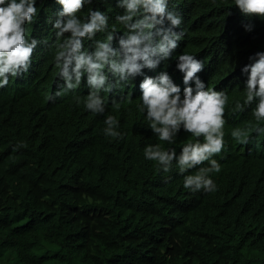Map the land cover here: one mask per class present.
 <instances>
[{
  "label": "trees",
  "instance_id": "trees-1",
  "mask_svg": "<svg viewBox=\"0 0 264 264\" xmlns=\"http://www.w3.org/2000/svg\"><path fill=\"white\" fill-rule=\"evenodd\" d=\"M36 6L27 27L41 43L31 66L0 88V137L8 138L0 147V264H264V134L252 131L247 144L233 139L239 149L228 141L215 195L163 181L141 156L149 131L135 137L122 114L114 116L121 137H108L104 118L76 102L89 92L86 78L76 90L45 99L61 83L55 29L46 23L60 6ZM89 7L109 16V30L126 31L115 21L123 12L117 0H93L78 15ZM168 7L187 19L179 52L201 60L197 75L211 76L243 103L241 69L264 52V20L243 16L233 0H168ZM249 20L254 28L245 31ZM254 107L245 105L244 122Z\"/></svg>",
  "mask_w": 264,
  "mask_h": 264
},
{
  "label": "clouds",
  "instance_id": "clouds-1",
  "mask_svg": "<svg viewBox=\"0 0 264 264\" xmlns=\"http://www.w3.org/2000/svg\"><path fill=\"white\" fill-rule=\"evenodd\" d=\"M54 2L60 10L46 23L55 29L52 50L61 83L45 99L52 101L76 90L86 78L88 94L74 99L77 103L82 99L86 110L104 118L106 136L121 137L114 116L124 114L135 137L142 131L151 134L141 156L153 164V172L162 174L163 181L174 179L178 189L195 195L218 193L228 141L238 148L234 140L247 144L252 131L264 134V52L249 56L250 63L242 67L247 74L244 100L234 103L225 86L206 74L197 75L204 68L201 60L179 52L187 19L170 10L168 0H117L123 12L115 21L126 30L122 34L115 26L109 30L110 18L99 8L89 7L78 15L93 0ZM233 3L243 16L264 20V0ZM36 5L37 0H0V88L8 85L9 77L28 72L41 43L30 37L27 27L36 21ZM244 27L252 31L254 24L249 20ZM98 33L106 36L97 39ZM85 40L90 42L87 49ZM253 102L255 120L244 122L241 111ZM234 119L238 122L227 129ZM5 140L0 137V147ZM10 142L16 144L13 138Z\"/></svg>",
  "mask_w": 264,
  "mask_h": 264
},
{
  "label": "bare ground",
  "instance_id": "bare-ground-1",
  "mask_svg": "<svg viewBox=\"0 0 264 264\" xmlns=\"http://www.w3.org/2000/svg\"><path fill=\"white\" fill-rule=\"evenodd\" d=\"M254 260H257V259L254 258ZM258 260H259V259H258ZM250 261H251V260H250Z\"/></svg>",
  "mask_w": 264,
  "mask_h": 264
}]
</instances>
